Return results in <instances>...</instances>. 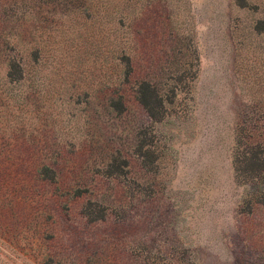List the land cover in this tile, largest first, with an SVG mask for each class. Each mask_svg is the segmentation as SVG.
Returning <instances> with one entry per match:
<instances>
[{
	"label": "rangeland",
	"instance_id": "obj_1",
	"mask_svg": "<svg viewBox=\"0 0 264 264\" xmlns=\"http://www.w3.org/2000/svg\"><path fill=\"white\" fill-rule=\"evenodd\" d=\"M254 155L264 0H0V264H264Z\"/></svg>",
	"mask_w": 264,
	"mask_h": 264
},
{
	"label": "trees",
	"instance_id": "obj_2",
	"mask_svg": "<svg viewBox=\"0 0 264 264\" xmlns=\"http://www.w3.org/2000/svg\"><path fill=\"white\" fill-rule=\"evenodd\" d=\"M13 66H18V65H16L15 63H12V67ZM141 88H142V90H141L142 92L148 91L147 96L150 95L151 98H157L158 99L156 90L153 87H151L150 85L142 84ZM141 102L144 105V107H146L148 109L149 113L152 116H154L153 110H151V108L148 106V102H146L143 99H141ZM110 107L117 113L122 112L125 108L124 102L121 99H111ZM252 164H254L253 167L255 168V170H253V171H255V172L264 171V160L261 159L258 155H254V157L252 159ZM50 173L52 174L53 172H50ZM41 175L45 179H47V177H48L47 172H42Z\"/></svg>",
	"mask_w": 264,
	"mask_h": 264
}]
</instances>
